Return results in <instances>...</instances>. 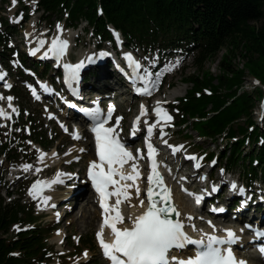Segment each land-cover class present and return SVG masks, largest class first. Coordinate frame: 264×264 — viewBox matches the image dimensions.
<instances>
[{"label":"trees","instance_id":"16d2710c","mask_svg":"<svg viewBox=\"0 0 264 264\" xmlns=\"http://www.w3.org/2000/svg\"><path fill=\"white\" fill-rule=\"evenodd\" d=\"M37 10L42 19L49 21L55 16L64 19L69 28L84 22L101 40L111 39L108 28L112 27L127 47L144 54L149 49L192 54L196 73L181 80L189 89L176 107L178 124H191L195 133L211 141L222 136L233 140L229 150L221 152L219 163L230 170L239 167L247 184L255 178L264 180V129L255 124L252 114L255 97L262 91L260 87L246 89L247 75L264 85V0H38ZM2 27L1 58L11 50L8 37L17 33L10 31L5 21ZM223 49L219 75L214 76L205 64L215 61ZM236 54L243 59L241 69L231 63ZM23 119L22 124L29 125V135L23 140L46 149L52 146L53 142L32 126L35 120L30 115ZM182 137L189 138L186 134ZM246 146L247 152L243 151ZM7 159H11L9 155ZM4 189L10 196L0 181V264L49 262L45 241L53 228L33 226L36 219L32 212H26L18 201L6 202L1 196ZM15 225L19 230L4 238ZM83 247L92 250V239H80V247L74 246L76 251Z\"/></svg>","mask_w":264,"mask_h":264},{"label":"rangeland","instance_id":"374dc122","mask_svg":"<svg viewBox=\"0 0 264 264\" xmlns=\"http://www.w3.org/2000/svg\"><path fill=\"white\" fill-rule=\"evenodd\" d=\"M36 9L37 6L35 0L34 2H26L24 5L18 4L17 2L13 5L12 0H7V5H3L0 0V11H3L0 12V17L8 22L11 28L10 31L17 32L15 38L14 36L9 38V46L16 49L17 54H15L13 50L12 54L7 56V58L17 56L19 64L22 67L21 70L18 68L16 71L10 67L8 60L7 71L9 78L14 84V89L9 94H3L2 103H17L19 109L25 111L24 115L30 113L32 118L35 119L36 128L38 127L41 131H44L50 138L55 137L56 141L49 151H45L43 149L39 150L37 146L32 144V142L22 141L23 136L27 133V127L23 128L21 120L12 119L11 122L0 120V150L3 144H7L9 149H11L9 156L18 155L17 161L19 163L15 166L14 171H10L9 165H4V156L3 153L0 152V179L2 178L6 185H13L9 189V191H12L13 193L12 198L19 201L20 205L24 207L26 212L30 210L33 212V215L37 218L36 223L39 226H47L53 221L58 228L59 233H61V236L63 235V239L61 241L62 244L60 245L53 241V239L58 235V231L56 232L57 235L56 233H52L47 239V247L51 249V254L53 255L52 261L49 264H103L98 257L96 249L94 252L88 249H83L80 254H73L74 250L69 246L70 241L76 244L78 243L79 238L85 239V241L90 238H94L93 234L97 227V217L92 213V207L88 205V201L90 199L89 192L85 193L86 187H83L82 185L83 169L87 161V157L85 155L86 152L89 151V147L86 148V146L87 144L91 146L90 141L84 137L78 143H72L69 136L60 132L59 125L55 123L54 120H47V114L49 111L47 112L45 110V106L43 104L34 103L29 98L27 91V84L32 83L38 77L37 75L41 73V70H33V63L37 61V58L27 60L28 62L25 65H22L20 61L21 54H26V50L28 48L25 46V39L28 34L29 40L27 41V45H31L33 48H36V45L33 44H39V42L44 39L42 36H45L46 40L53 39L55 37L60 39L61 37L58 35L61 33V40L63 39L64 41H67L69 47H71L70 57L72 59L83 57L85 53L88 52L89 47H92L91 41L94 43V40L92 39L90 30L85 29V23L82 22L76 30H65L63 23L59 22L55 16L51 17L49 21H46L41 19V13H38ZM49 24H53L51 25L52 27H50ZM58 24L61 26L60 29L57 28ZM253 24L256 26L259 25L258 23ZM135 51L145 62L147 69L155 66L157 61L164 63V67L161 68V71L165 73L164 80L160 86L158 97H156L155 100H162L164 104L169 105L172 116L174 117L173 121L175 122V111L172 106H174L176 100H172L168 97V91L171 89H168L167 86L170 84L173 85V88H179L181 90L180 98L185 95L189 86L183 84L181 80L196 73L192 55L188 52H184L181 55L177 54V56L174 57L167 55L162 57L158 55L157 51H151L150 54L144 57L140 51ZM223 54H225V49L217 55L215 61L207 62L205 64V69L210 70L214 76L219 75V63ZM231 63L238 69H241L243 59L236 54V57L232 59ZM169 68H171V70H169ZM246 77V89L250 91V89L255 86V83L248 75ZM49 79H53L55 81L54 72L49 73ZM88 83L89 84L87 86H89L90 89H95L92 85L93 80L91 78ZM96 87H98V91H103L106 87L111 89L115 88L112 78L109 79L108 83H106V87L101 85H96ZM261 89L264 93V87ZM86 92L87 95L92 94L89 89L86 90ZM9 96L13 97L11 102L7 100V97ZM111 99L114 104L118 106L120 111L128 107L130 101L129 96H126L125 93L119 92L112 94ZM52 112L55 111L52 110ZM252 114L254 122L264 129L263 122L257 119L256 112L253 111ZM61 121H64V119L61 118ZM173 130L175 133L167 139L172 144L183 146L182 153L187 152L198 155L199 152L195 149L196 146H199L200 149L205 152H212L214 150V147L209 139L197 140L195 133L190 130H184L182 134L187 133V135L191 138L190 140L184 141L177 133V129L174 128ZM126 131L127 128H124L123 132L125 133ZM170 131L171 130H169L167 134H169ZM223 143L224 140L217 145L215 149L217 152ZM75 145H77L76 149L78 150L74 148ZM81 149H84V152L81 151ZM244 151L247 152V148H245ZM39 153L42 154V157L43 154L44 156H48L50 154L53 155V158L55 159L54 163L51 164L44 160L43 162L39 157ZM78 158L80 159L77 160ZM25 164L30 165L31 167L28 170H24L22 165ZM213 167L214 175L219 183L221 173L220 169L216 168V163ZM38 169L39 171H37ZM58 172L60 173L59 177H57ZM239 172V169L236 170L234 175L237 176ZM57 179L63 180V183L49 184L53 191L52 199H49V202L47 201V205H45L47 202L42 203V205L40 201H32L33 196L31 197L29 190L32 188L34 182L38 180L45 182ZM257 184H260V181ZM81 190L83 193L79 194ZM223 195L224 194L221 193L220 196H218L219 200H222ZM260 195L262 196V191H260ZM5 200L8 201L6 197ZM50 208L51 210H49ZM42 212L45 214H41ZM83 213H86L85 217L83 216ZM53 243H55V245ZM85 252H87V256H85ZM247 255L249 258V254ZM254 261L251 260V264H256Z\"/></svg>","mask_w":264,"mask_h":264},{"label":"snow or ice","instance_id":"6c2138e0","mask_svg":"<svg viewBox=\"0 0 264 264\" xmlns=\"http://www.w3.org/2000/svg\"><path fill=\"white\" fill-rule=\"evenodd\" d=\"M13 5L17 0H12ZM34 2V0H33ZM60 25L57 28L60 29ZM27 35V33H26ZM119 42V34L114 33ZM40 46H43V41H40ZM67 46V41L60 40L59 38H53L49 47V52L59 60L64 55ZM36 50H30L31 54L35 55ZM48 55V52L45 53ZM109 55L106 52H101L100 56ZM125 59L129 61V66L134 70L140 68L138 61L132 58L131 53H124ZM89 62H92V58H88ZM84 61L79 63L65 64V83L69 81H78L79 70L83 67ZM171 70V68H169ZM5 74L0 73V79H3ZM137 79L143 82V87H135V91L144 95H151V89L156 86L155 82H151L147 79V74L143 76H137ZM159 76L157 75V80ZM5 88H10L11 85L7 82L4 83ZM74 95H78V89H71ZM33 95L36 93L33 91ZM39 99V96H36ZM0 99H3L0 96ZM7 100L11 102L13 97H7ZM95 103V102H94ZM160 102H157V107L153 109L158 121L164 119L165 121H171L172 117L163 110L160 106ZM9 108L12 112H16V108L9 103ZM85 114L90 118L92 122L91 131L95 135V148L97 159L90 161L87 175L91 181L92 187L99 197V204L102 211V223L96 236L99 245L103 251L104 256L110 261V264H247L244 260H237L230 245L235 243L238 239L233 229H223L226 233L224 236L215 235L213 233H204L202 238L193 239L185 230L183 222L179 219H173L172 216H180L179 210L172 204L170 189L163 181L161 173L158 171V162L152 158L156 154L157 150L151 143L150 138L153 134V129L157 124H151L147 127V135L145 136L146 147L148 150V158L151 161L150 171L147 176L148 185L145 189L146 200L141 199V189L135 183L142 175L137 168L136 163L132 164L134 175H127L118 170L127 161H137L138 157L134 156L118 138V133L115 131V127L120 124L122 117L115 118V125L107 126L112 119L114 106H109L106 115L101 114L99 109H85ZM146 114L145 106L141 105L140 115L136 117V122L140 121V117ZM0 117L10 118V114L6 113L3 108H0ZM135 135V131L133 132ZM160 135H165L163 126H160ZM74 139H79V134H73ZM167 144V141H163ZM264 143V140H262ZM172 148L173 154H175L177 148L183 146L169 145ZM84 151V149H81ZM139 152V150H137ZM192 160L198 159L195 156L187 157ZM202 159V158H201ZM215 163V161H213ZM195 167H199V164H195ZM24 170H28L30 165H22ZM39 171V169L37 170ZM170 171V169H169ZM223 172V169L221 170ZM68 175V174H65ZM60 173H57V177ZM119 176V179L116 177ZM181 179H184L183 177ZM204 179V177H202ZM133 181L132 184H121L120 181ZM48 185L50 183H63V180L53 181H36L33 183L32 188L29 190V194H33V189L38 184ZM109 186H113L111 189ZM237 184L232 182L230 188L232 190L237 189ZM130 188H135V196L139 200V205L143 207V211L135 217L129 216L127 219L131 221V226L125 225V217L119 208L122 203L121 197L124 201L131 204ZM187 192V189H184ZM218 191V186L213 185L211 191L207 189L202 190V193L188 194L192 196L196 204H200L203 199V193L211 195ZM239 191L243 193L244 189L239 188ZM112 196H116L117 199L114 205L108 204V199ZM158 197V198H157ZM35 199V196H33ZM49 199L45 197V200ZM246 201H242V206ZM146 204V206H145ZM216 211V209H213ZM191 219V216H188ZM211 224V222H209ZM120 225V226H118ZM194 227V226H193ZM215 231V226H212ZM246 227L251 228V225ZM105 228L110 229L112 239L106 240L104 238ZM19 230V229H18ZM243 231V229H241ZM255 237H264V231L259 229L254 231ZM188 245H195V255L181 256L172 255V252H179L184 250ZM221 245H228V247H221ZM259 251L264 254V245L259 247ZM87 256V252H85Z\"/></svg>","mask_w":264,"mask_h":264},{"label":"bare ground","instance_id":"6f19581e","mask_svg":"<svg viewBox=\"0 0 264 264\" xmlns=\"http://www.w3.org/2000/svg\"><path fill=\"white\" fill-rule=\"evenodd\" d=\"M36 35V34H35ZM43 37V36H42ZM44 38V37H43ZM28 40H29V35H28ZM36 40V39H35ZM60 40H61V38H60ZM50 42V41H49ZM27 43V42H26ZM33 45H38L37 43H35V44H33ZM180 93H181V90L179 89V88H172L170 91H168V97L170 98V99H176V98H179L180 97ZM76 146L77 145H75L74 146V148L76 149ZM79 146V145H78ZM89 147V151L88 152H86V157H87V161H89L90 159H91V152H92V147L91 146H89L88 144H87V146H86V148H88ZM85 149V148H84ZM76 150H78V149H76ZM86 151V150H85ZM84 152V151H83ZM54 156L53 155H48V156H44V154H43V157H42V154H41V159H42V161L44 160V161H48L49 163H51V164H53L54 163V161H55V159L53 158ZM43 161V162H44ZM164 172H165V175H166V177L168 178V180H169V183L173 186L174 184H175V181H172V176H173V174H168L167 173V171L166 170H164ZM50 182V181H49ZM168 182H167V184H169ZM43 187L46 189L45 190V192L42 194V195H40L39 197H40V199H41V201H42V203H46L49 199L51 200L52 199V189H51V186H49V184L48 185H43ZM84 187V186H83ZM82 188V187H81ZM86 192H90V190H89V188L87 187V188H85V193ZM83 192H82V190H81V192H79V194H82ZM54 194V193H53ZM36 196V195H35ZM82 196V195H81ZM45 197H48L49 199H47V200H45ZM76 198V197H75ZM141 199H143V197H141ZM131 200V204H129L128 202L125 204V208H124V214H125V217L126 218H128L129 216H131V217H135L136 215H138V214H140L142 211H143V207H141L140 205H139V200L136 198V196H132V198L130 199ZM172 200H173V204L175 205V207L179 210V212L181 213V215L180 216H176V219H179V220H183V217H184V215H190V210H189V208H188V206H187V204H186V202H187V200H186V198L184 197V196H182V195H180L179 194V191L177 190H175L174 192H173V194H172ZM49 202V201H48ZM48 202L45 204V205H47L48 204ZM84 208V207H83ZM84 212V211H83ZM84 215V217L86 216V213H83ZM88 215V214H87ZM128 221H130L129 219H127ZM131 222V221H130ZM200 225H202V223H200ZM53 241L56 243V244H58V245H60L61 244V241H62V236H61V233H58V235L53 239ZM248 254H249V261H248V263L249 264H251V260H253L254 261V259H255V257H254V255L250 252V251H248L247 252ZM243 258V257H242Z\"/></svg>","mask_w":264,"mask_h":264}]
</instances>
